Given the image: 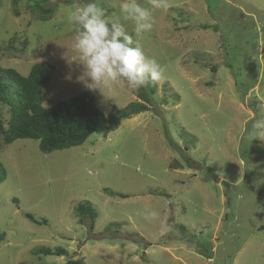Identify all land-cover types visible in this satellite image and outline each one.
Masks as SVG:
<instances>
[{
  "label": "rangeland",
  "instance_id": "1",
  "mask_svg": "<svg viewBox=\"0 0 264 264\" xmlns=\"http://www.w3.org/2000/svg\"><path fill=\"white\" fill-rule=\"evenodd\" d=\"M41 60L55 67L45 106L89 89L107 118L144 107L47 153L0 132V264H264V0H0V65Z\"/></svg>",
  "mask_w": 264,
  "mask_h": 264
},
{
  "label": "trees",
  "instance_id": "2",
  "mask_svg": "<svg viewBox=\"0 0 264 264\" xmlns=\"http://www.w3.org/2000/svg\"><path fill=\"white\" fill-rule=\"evenodd\" d=\"M37 6L43 11L39 18L49 19L51 8H43L40 4ZM202 27L208 28V25ZM81 28L86 30L85 26ZM105 28L116 39L118 45L124 48L126 54L128 51L126 49L131 47L132 41L119 36L111 23H107ZM127 63L129 67L125 66L126 70L131 69L135 73L134 76H140L139 66L129 58ZM215 68L214 65L211 66L213 71ZM54 70V64L48 60L33 63L25 75L12 67L0 65V106L6 107L7 112V116L0 112V132L4 144L16 139H34L38 141V148L43 153L65 149L82 144L92 133L106 136L120 125L122 119L135 115L141 107H144L141 102H130L119 109L113 107V113L107 118L89 89L45 106L44 89L52 80ZM143 78L141 83L147 89L145 94L138 93V96L141 100L151 103L150 95L153 87L149 86L147 77ZM184 160L187 166L191 167V159L184 158ZM174 164H171L170 168H183L181 162L175 161ZM5 175V168L0 162V182L4 180ZM106 191L113 195L111 191ZM120 196L126 195L120 194ZM75 211L78 221L83 223L88 219L92 229L98 215L96 209L89 202H79ZM25 216L37 224L47 223L46 219H37L30 213H26ZM258 229H264V224ZM2 239L3 236L0 234V241ZM34 254L60 256L67 254V250L63 247H39ZM65 264H84V262L69 258Z\"/></svg>",
  "mask_w": 264,
  "mask_h": 264
}]
</instances>
